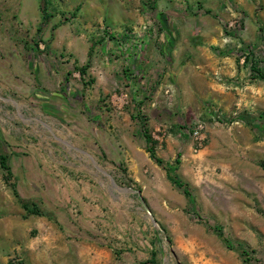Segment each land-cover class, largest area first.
I'll use <instances>...</instances> for the list:
<instances>
[{
    "label": "rangeland",
    "instance_id": "374dc122",
    "mask_svg": "<svg viewBox=\"0 0 264 264\" xmlns=\"http://www.w3.org/2000/svg\"><path fill=\"white\" fill-rule=\"evenodd\" d=\"M21 1L0 0V156L13 166L21 191L48 198L41 208L48 214L36 216L54 222V230L48 237L50 228L31 219V256L42 252L43 264H264V193L241 164L215 169L187 163L182 170V158L175 156L176 175L191 192L187 196L152 157L141 162L124 145L130 137L145 149L146 127L162 142L173 136L193 140L199 149L206 128L237 121L264 139V112L223 113L216 103H182L179 83L153 56L159 50L169 54L184 27L194 28L190 40L200 45V22L190 24L188 17L211 10L223 32L220 44L208 46L216 54H230L237 75H208L235 90L264 81L253 68L264 74V0H219L217 8L200 1L150 0L145 6L136 0L140 22L80 30L92 43L85 62L55 45L56 25L47 33L45 24L38 30L44 8L52 13L48 24L54 15L74 20L76 6L39 0L41 21L34 26L20 19ZM98 45L112 71L95 64ZM85 64L81 75L76 67ZM198 124H203L202 140L193 134ZM54 199L66 215L51 209ZM14 214L26 224L18 200ZM17 235L21 243L26 230H16ZM87 244L100 251L84 248L94 258H79ZM29 258L16 247L3 264H34Z\"/></svg>",
    "mask_w": 264,
    "mask_h": 264
},
{
    "label": "crops",
    "instance_id": "0c3cea01",
    "mask_svg": "<svg viewBox=\"0 0 264 264\" xmlns=\"http://www.w3.org/2000/svg\"><path fill=\"white\" fill-rule=\"evenodd\" d=\"M136 0H64L69 6H76V18L71 21H61L60 17H54L42 26L47 33L51 27L56 25L54 42L56 46H61L71 54H73L79 61L85 62L90 57L91 41L85 33L80 30L99 25L111 24L121 25L127 22H140L142 16L140 9L137 7ZM200 1L202 6L208 8H217L219 0H189V3L194 4ZM166 4V3H165ZM169 7L168 5H165ZM139 5V2H138ZM162 6V5H161ZM20 19L28 25H38L41 21V10L39 0H22L20 5ZM190 24L200 22L198 34L202 43L193 44L190 40L194 33V28H182L179 30V38L177 44L170 50L169 54L159 50L153 56L162 60L164 71L169 79L174 77L181 87L180 98L182 103L196 106L199 102L216 103L221 111L230 112L235 108H253L264 112V81H258L256 84H251L243 87L242 90H235L232 86L218 82L210 75L211 73H218L225 79L237 75V68L234 65L233 58L227 52L222 51L220 54L214 53L208 46L212 42L221 41L223 28L215 21L216 18L208 13L198 12L191 17H188ZM106 51L102 46H96L93 54V60L98 66L106 67L107 70L112 71L114 68L109 66V59L105 55ZM169 55V56H168ZM166 59L168 60H165ZM97 66V65H96ZM212 75V74H211ZM191 80V85L188 81ZM203 103V104H204ZM151 124L155 122L151 120ZM206 140L204 145L199 149H195L197 144L193 140L185 141L177 137H168L164 142L158 140L159 136L153 132L155 140V151L158 157H164L168 162H173V159L182 158L180 161L181 169L187 163L205 164L209 167L211 165L222 166L224 169H229L233 165H240L244 170V174L248 179H253L259 182L264 193V164L262 162H254L250 159L258 158L264 160V139H257L252 128L243 122H234L229 127L211 126L206 128ZM124 145L128 152L137 155L139 160L146 162L147 157H151L147 151V143L145 140V149L141 148L132 138L126 137ZM249 159H248V158ZM127 160V158H126ZM8 162V161H7ZM139 164V162H137ZM10 166V173L4 170L0 164V262L6 263L8 254L16 247L24 249L29 255V260L34 264H43L46 260V255L32 253L31 247L34 245L31 233V219L33 222L48 226L50 237L52 230H54L53 223L45 221V216H36L27 214L22 206L21 201H35L39 207L48 203L47 196L39 194L38 197L34 195H27L26 191H21L19 187V177L14 174V168ZM13 173V174H12ZM167 173V171H166ZM253 174V175H252ZM252 175V177H251ZM20 198L16 196V192ZM59 199V198H58ZM64 199V198H63ZM62 199V201H63ZM18 200L23 210V217H26V224H23L19 219L15 218L14 207L15 201ZM58 201V200H57ZM81 204H83L80 201ZM62 202H54L51 209H56V214L66 215L64 211L60 210ZM264 207V202H263ZM46 214H48L45 211ZM52 211L50 212V214ZM67 213V212H66ZM25 215V216H24ZM55 215V214H54ZM49 219V218H48ZM47 220V218H46ZM34 224V223H33ZM22 229L23 233L26 230V237L21 243H16L21 240L18 236L16 238V230ZM18 239V240H17ZM51 239L48 238L43 242V252H46L48 244ZM86 248L89 252L94 250L99 252L93 245H83L80 250L85 252ZM26 255V252H25ZM34 256V258H33ZM79 258H94L88 255L80 254Z\"/></svg>",
    "mask_w": 264,
    "mask_h": 264
},
{
    "label": "trees",
    "instance_id": "16d2710c",
    "mask_svg": "<svg viewBox=\"0 0 264 264\" xmlns=\"http://www.w3.org/2000/svg\"><path fill=\"white\" fill-rule=\"evenodd\" d=\"M150 0H143V4L145 6L149 5ZM153 7V6H152ZM206 12L210 13L211 10H206ZM52 17V13L48 12L47 9H43V21H42V26L44 24L47 23V21ZM42 26L38 28L39 31L42 30ZM92 51V48H91ZM91 57V53L89 55ZM256 66L253 64V68L255 71H257L263 78H264V74L262 72H260V70L258 68H255ZM79 72L81 73V75H86L87 72V68H88V64H85L83 66H77L76 67ZM261 120L264 123V115L262 114L260 116ZM143 134L147 143V151L150 153V156L152 157V159H154L158 164H160L161 166H163L166 171H167V175L169 177V179H171L177 186H179L180 188H182L183 192L187 195L190 196L191 192L190 189L187 185L186 182H184L183 180H181L177 175H176V171H177V165H174L171 162H164V160L160 157H158L156 155V151H155V140L154 137L152 135V133L146 128L144 127L143 130ZM177 163H179V160H176ZM0 164L2 166V168L4 170H6L8 173H10V166L7 162V157L2 155L0 156ZM16 192V196L20 198L19 194ZM22 202V206L24 207V209L26 210L27 214H35V215H45V212L35 203V202H30V201H21ZM247 250L242 249L241 254L243 256L246 255ZM153 255H155V253H153ZM152 262H154V258L151 260Z\"/></svg>",
    "mask_w": 264,
    "mask_h": 264
},
{
    "label": "built area",
    "instance_id": "2783aa9c",
    "mask_svg": "<svg viewBox=\"0 0 264 264\" xmlns=\"http://www.w3.org/2000/svg\"><path fill=\"white\" fill-rule=\"evenodd\" d=\"M215 112H217V114L220 115L221 112H219L218 109H215ZM203 129V124H198V126L195 128V130L193 131L194 136L198 139V140H202V134L201 131Z\"/></svg>",
    "mask_w": 264,
    "mask_h": 264
}]
</instances>
